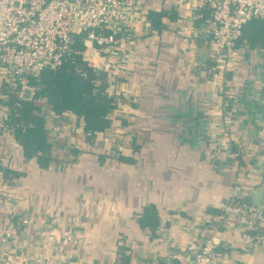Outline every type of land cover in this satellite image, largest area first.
<instances>
[{
  "label": "crops",
  "instance_id": "0c3cea01",
  "mask_svg": "<svg viewBox=\"0 0 264 264\" xmlns=\"http://www.w3.org/2000/svg\"><path fill=\"white\" fill-rule=\"evenodd\" d=\"M130 1L132 40L117 78L134 99L120 109L126 123L90 137L75 115H49L45 169L0 133V226L19 231L14 245H0V264L39 252L78 264H165L208 237L224 245L225 264H264V236L248 246L234 218H219L234 198L252 203L264 191V49L240 46L232 69L217 73L207 9ZM148 211L153 227L142 224Z\"/></svg>",
  "mask_w": 264,
  "mask_h": 264
},
{
  "label": "built area",
  "instance_id": "2783aa9c",
  "mask_svg": "<svg viewBox=\"0 0 264 264\" xmlns=\"http://www.w3.org/2000/svg\"><path fill=\"white\" fill-rule=\"evenodd\" d=\"M187 1L193 9L210 12L208 45L215 72L231 70L240 53L246 25L253 20H264V0ZM132 10L130 0H0V91L4 88L18 91L23 97L29 90L32 99L38 88L31 81L45 71L57 70L66 58L77 54L75 43L82 36L85 49L81 52L82 60L96 74L109 76L107 93L118 106L114 116H121L120 109L134 101L117 81L123 76L125 48L132 40ZM1 99L5 102V98ZM7 119L6 108L0 106V133L13 134L5 125ZM112 127L107 132L111 136L115 130ZM129 127L132 132L131 122ZM229 217L239 224L244 241L252 246L257 237L251 231L264 229V210L233 199L223 206L219 218L225 221ZM18 235L17 223L0 226V245L11 247ZM225 260L224 245L208 237L198 250L171 253L165 264H225ZM19 264L78 263L54 260L39 252Z\"/></svg>",
  "mask_w": 264,
  "mask_h": 264
},
{
  "label": "trees",
  "instance_id": "16d2710c",
  "mask_svg": "<svg viewBox=\"0 0 264 264\" xmlns=\"http://www.w3.org/2000/svg\"><path fill=\"white\" fill-rule=\"evenodd\" d=\"M150 20L153 28H161V14L151 13ZM80 37L75 43L77 54H71L57 70L45 71L38 79L31 81L38 88V93L32 99L25 100L18 91L5 88L0 91V106L8 112L5 122L7 129L13 131L24 157L35 160L42 169L48 168L53 161V144L46 130L49 115L55 119H61L66 114L75 115L90 137L105 135L113 125H124L127 121L125 117L114 116L118 106L107 93L109 76L96 74L83 62L81 52L85 49ZM240 46L247 51L264 49V20H253L246 25ZM1 97L5 98V102ZM3 174L9 176L7 171H3ZM234 200L241 204H252L245 199ZM142 224L145 227L156 225V214L146 212ZM251 234L258 240L264 236V229L261 232L251 231Z\"/></svg>",
  "mask_w": 264,
  "mask_h": 264
},
{
  "label": "water",
  "instance_id": "95a60500",
  "mask_svg": "<svg viewBox=\"0 0 264 264\" xmlns=\"http://www.w3.org/2000/svg\"><path fill=\"white\" fill-rule=\"evenodd\" d=\"M23 98L25 100H30L31 99V92L29 90L24 92ZM263 198H264V191L263 190H259L255 193V198L252 202V204L256 207V208H262V202H263Z\"/></svg>",
  "mask_w": 264,
  "mask_h": 264
}]
</instances>
